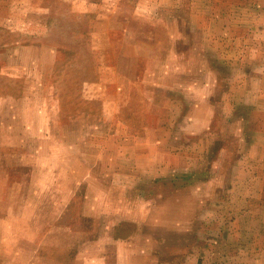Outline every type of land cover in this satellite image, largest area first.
<instances>
[{
    "label": "rangeland",
    "instance_id": "rangeland-1",
    "mask_svg": "<svg viewBox=\"0 0 264 264\" xmlns=\"http://www.w3.org/2000/svg\"><path fill=\"white\" fill-rule=\"evenodd\" d=\"M235 1L0 0V264H264V0Z\"/></svg>",
    "mask_w": 264,
    "mask_h": 264
},
{
    "label": "crops",
    "instance_id": "crops-1",
    "mask_svg": "<svg viewBox=\"0 0 264 264\" xmlns=\"http://www.w3.org/2000/svg\"><path fill=\"white\" fill-rule=\"evenodd\" d=\"M233 2H232V7L233 8H236V9H241L240 8V4H239V2H237V1H235V0H232ZM256 1V0H255ZM236 2V3H235ZM251 8H253V9H256L257 8V5L256 4H254L253 2L252 3H249V7H248V9L250 10ZM253 19V18H252ZM256 25V24H258L257 23V19L256 20H253L252 22H251V25ZM260 24H262L263 26H264V21L263 22H261ZM257 30H258V27H255V29H252L251 28V26L249 27V35L250 36H252V38H256L257 37Z\"/></svg>",
    "mask_w": 264,
    "mask_h": 264
}]
</instances>
